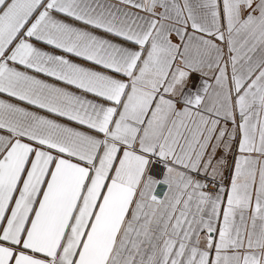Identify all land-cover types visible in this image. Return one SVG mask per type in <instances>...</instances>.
<instances>
[{"label":"snow or ice","instance_id":"obj_1","mask_svg":"<svg viewBox=\"0 0 264 264\" xmlns=\"http://www.w3.org/2000/svg\"><path fill=\"white\" fill-rule=\"evenodd\" d=\"M0 264H264V0H0Z\"/></svg>","mask_w":264,"mask_h":264}]
</instances>
